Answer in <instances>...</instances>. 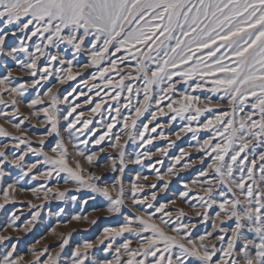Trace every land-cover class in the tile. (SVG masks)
Returning a JSON list of instances; mask_svg holds the SVG:
<instances>
[{
  "label": "snow or ice",
  "instance_id": "obj_1",
  "mask_svg": "<svg viewBox=\"0 0 264 264\" xmlns=\"http://www.w3.org/2000/svg\"><path fill=\"white\" fill-rule=\"evenodd\" d=\"M0 23L17 26L21 30L30 29L31 26V36H39L46 41L44 47L67 44L76 54L83 51L85 41H89L88 55L91 64L98 68L104 87L111 88L115 93L113 100L118 101L127 94L128 103L122 107L129 108L131 115V119L123 116L118 121L116 117L120 116V107L109 109L110 113L115 111L116 116L112 117V122L106 125L107 131L94 141L95 144H101L116 123H122V131H127L129 140L140 139L144 143H151L155 137L145 139V133L156 131L155 127L149 129L148 124L157 119V112L162 116L172 113V120L178 116L187 120L188 124L181 131L211 132L199 144V149L211 159L207 169L200 172V176L205 177L202 184L207 185L201 201L208 208L213 205L219 208L216 219L220 224L232 222L228 229L220 228L223 235L215 237L220 242V247L205 242L212 238L211 232L199 236L198 240L192 239L187 231L183 237L169 235L160 224L155 223L154 213H150L147 216L128 217L118 229H104L112 237L135 232L142 243L138 248H132V241L125 240L115 249L114 259L105 260L103 264H146L149 257L153 258L151 264H173V248H178L180 252L176 257V264H185L189 257L196 258L198 264H264V0H0ZM7 35V32L0 34V54H4L3 46ZM21 43L22 50L27 52V47ZM35 49V53L30 54L31 63L24 67L31 69L33 76L39 71L40 80H47L52 75L51 64L59 61L63 65L64 60L59 55H47L49 63L38 69L37 61L46 53L40 44ZM19 50L13 48L6 54L14 59L13 53ZM121 52L124 55H116ZM105 61L107 66L101 67ZM67 63L69 67L66 70L61 68L65 74L59 77L60 83L73 80L79 75L72 73V62ZM109 73H116L119 79H112ZM11 78L10 70L7 75L0 76V97L4 93L9 94L12 96L11 104L15 106V96L22 95L27 88L25 85L12 86ZM92 78L95 80L97 73H93ZM40 80L34 81L33 86ZM132 81H143V84L134 88ZM181 83L188 84L189 88L183 92L178 91L177 86ZM92 87L98 86L93 84ZM154 87L159 88L158 94H154ZM205 89L222 94L219 96L221 100L227 98L229 110L214 111L219 106L212 104L211 96L201 103L200 96L192 95V92ZM45 94L52 101L51 111L47 107L41 109L51 125L47 135L58 136L56 105L59 101L51 88ZM133 98L136 101L134 105ZM67 100L68 97L65 96L64 101ZM165 100L169 102L161 106ZM5 103L0 98V104ZM42 103L43 100L38 95L30 102L29 107ZM153 105L157 112H152L151 120L143 125L142 130L135 132L137 120ZM101 107L102 104L97 103L92 111L98 112ZM246 108L249 109L247 112ZM75 111L76 107H72L68 116ZM205 113L211 115L200 122L199 118ZM35 114L39 115V112ZM0 115L4 113L0 112ZM81 116L83 113L68 124L69 131L76 128ZM193 122H196V127L192 126ZM90 123V119L85 120L83 129H88ZM13 127L19 129L21 125L14 124ZM76 131L81 132V129ZM11 135L0 126V136ZM176 135L179 138L180 134ZM13 138L28 144L27 151L37 152L31 147L26 135ZM113 140L111 147L120 149L119 170L122 174L126 166L123 149L127 141L121 144L120 134H116ZM39 143L43 146L45 139L41 138ZM87 143L84 140L73 145L77 149V155L85 156L80 145ZM258 147L261 148L258 158L253 156L249 159V153ZM181 152L187 155L183 150ZM51 153L52 155L39 153L44 156V163L51 166L47 176L51 177L53 172H66L72 180L107 198L110 212L120 211L124 204L122 184L114 197L112 192L115 191V185L109 188L107 185L100 186L91 182L100 180V176L93 174L85 180L79 161L76 162V168L69 164L68 145L63 139L51 148ZM25 155L27 152L9 160L5 151L0 149V178L4 176L3 165L6 162L22 167L21 161ZM142 155L150 157L151 153L137 154V163L141 162ZM85 158L91 164L96 159V154L92 153ZM175 160L178 163L180 157H175ZM111 161V168L116 170L117 159L111 158ZM35 167L36 164H32L23 175H27ZM169 172H172L171 168ZM217 185L227 190L218 193L219 200L213 195ZM8 189L14 190V185H8ZM8 189L3 193L5 202L10 198ZM142 190V186L135 182L131 185L133 203L147 202V197L143 200L136 199L137 193ZM59 195L62 198L64 193ZM181 195L186 196L187 193ZM155 198L156 193L153 192L152 199ZM3 206L0 204V208ZM147 206L153 207L150 202ZM165 208L166 205L161 204L156 212H163ZM180 212L183 215L182 209ZM164 215H168L169 220H164L162 216L161 223L169 224L170 214ZM134 223L139 227H133ZM213 227L217 228L218 225L214 222ZM187 228V225L181 224L173 231L179 234L181 229ZM225 236L228 237L226 241ZM6 239L8 237L0 235V241ZM100 242L103 244V240ZM67 243L68 240L65 239L61 248ZM160 245H163L162 251ZM92 247L90 242L84 243L83 250L76 247L71 264H86L87 250ZM111 248L112 245L109 244L105 250ZM14 251L13 245L12 251H8L0 259V264H20L23 257H13ZM121 252L127 255L126 260ZM138 256L143 258L137 259ZM36 264H39V255L36 256ZM44 264H59V253L55 258L50 256Z\"/></svg>",
  "mask_w": 264,
  "mask_h": 264
},
{
  "label": "rangeland",
  "instance_id": "obj_2",
  "mask_svg": "<svg viewBox=\"0 0 264 264\" xmlns=\"http://www.w3.org/2000/svg\"><path fill=\"white\" fill-rule=\"evenodd\" d=\"M4 32H7L8 35L5 37L3 46L4 54H0V76L7 75L10 70L12 86L25 85L27 90L22 95L15 96L17 100L15 106L11 104L12 96L9 94L4 93L0 97L6 101L5 104H0V112L4 113V115H0V126L12 134L7 137L0 136V149L5 151L9 160L25 152L27 155L21 161L22 167L14 166L8 162L3 165L4 176L0 178V204L4 206L0 208V235L8 237V239L0 241V259L8 251H12L14 245L13 257H23L20 264H36L37 255H39V264H44L50 256L55 258L57 253H59V264H71L72 253L76 247L79 246L83 250L84 243L90 242L93 247L87 250L88 261L86 264H103L105 260L114 259L115 249L125 240L132 241V248H138L142 243L135 232H126L122 236L112 237L106 234L104 229H118L128 217L147 216L150 213H154L155 223L160 224L169 235L183 237L187 231L192 239L198 240L199 236L211 232L212 238L205 242L217 244V247H220V242L215 237L223 235L220 228L228 229L232 222L220 224L216 219V212L219 211V208L216 205L208 208L201 201L207 185L202 184L205 177L200 176V172L207 169L211 159L199 149V144L211 135L210 131L201 130L198 133L181 131L188 124L187 120L179 116L172 120V113L162 116L153 105L137 120L134 130L135 132L142 130L143 125L151 120V113L157 112V119L148 124L149 129L155 127L156 131L145 133V139L155 137L151 143H144L140 139L129 140L127 131H122V123H116L101 144L97 145L94 141L107 131L106 125L112 122V117L116 116L115 111L110 113L109 109L120 107V116L116 117L118 121L122 120L123 116H129L131 119V115L129 108L122 107L128 103L127 94L125 93L118 101L113 100L112 97L115 93L111 88L104 87V81L98 75L99 70L91 64L88 55L89 41L86 40L83 45L84 50L76 54L67 44H60L59 47L51 45L44 47L46 41L39 36H31V26L30 29L21 30L17 26L0 23V34ZM30 36L31 39H29ZM21 42L27 47V52L22 50ZM37 44H40L46 53L45 56H40L37 61L38 69H42L49 63L47 55H59L64 60L63 65L59 61L51 64L52 75L47 80H40L39 71L33 76L31 69L24 67L31 63L30 54L35 53ZM13 48L20 49L13 53L14 59L6 54ZM116 55L122 56L124 53ZM68 61L72 62V73H79V75H76L73 80H65L64 83H60L59 77L65 74L61 68L66 70L69 67ZM103 66H107L106 61L101 65V67ZM93 73H97L95 80L92 78ZM109 76L114 80L119 79L116 73H109ZM36 80H40V82L33 86ZM132 83L134 88L141 87L143 81H132ZM93 84L98 87L93 88ZM177 87L178 91L183 92L189 88V85L181 83ZM49 88L52 89L59 101L56 105L58 136L47 135L51 125L41 111L45 107L51 111L52 101L45 94ZM153 91L154 94H158L159 88L154 87ZM38 95L43 103L29 107L30 102ZM192 95L200 96L201 103L206 102V98L211 96L212 104L219 106L214 111H228L230 108L227 98L219 99L222 94L211 93L205 89L192 92ZM65 96L68 97L67 102L64 101ZM86 101L90 102L86 103ZM135 102V98H133L132 104L134 105ZM168 102L165 100L161 106ZM97 103H101L102 107L98 112H93L92 109ZM72 107H76V111L68 116ZM164 110L168 111L166 107ZM248 110L246 108L245 112ZM37 112L39 115L35 114ZM81 113L83 116L76 123V128L69 131L68 124L76 120ZM209 115L211 113L201 116L200 122H203ZM89 119L91 123L88 129H83V122ZM14 124H20L21 127L17 129L13 127ZM192 126L196 127V122H193ZM76 129H81V132H77ZM177 133L180 134L179 138H177ZM22 134L30 139L31 147L37 150L36 153L27 151L28 144L20 143L13 138L22 136ZM116 134L121 135V144L127 141L123 149L126 166L122 174L119 170L121 167L118 156L120 149L111 147ZM41 138L45 139L43 146L39 143ZM61 139L68 145L69 164L76 168V162L79 161L82 168L81 174L85 180H88L93 174L100 176V180L91 182L100 186L107 185L109 188L115 185V191L112 192L114 197L122 184L124 204L119 212H110L108 210L110 202L107 198L72 180L68 173L53 172L51 177L46 175L51 166L44 163L45 158L39 153L46 152L52 155L51 148ZM84 140H87L88 143L80 145V149L85 153V156L82 157L76 154L77 149L73 145ZM4 145H7V148H4ZM161 149L166 151L161 152ZM181 150L187 155H183ZM259 151L261 148L258 147L249 153V159L253 156L258 158ZM92 153L96 154V159L89 164L85 157ZM142 153H151V156L142 155L141 162L137 163L136 156ZM175 157H180L178 163ZM111 158L117 159L116 170L111 168ZM257 163L259 165L258 159ZM32 164H36V167L32 168L27 175H23ZM185 164L189 166L184 167ZM170 168L172 169L171 173L169 172ZM137 174H139V179H137ZM134 182L142 186L143 189L137 193L136 199L143 200L147 197V202L133 203L131 185ZM10 184L14 185V190L8 189ZM5 189L9 191L8 202H5L3 196ZM34 189L36 191H33ZM221 191L226 192L227 190L219 185L215 186L213 195L217 200L220 199L218 193ZM61 192L64 193L62 198L59 195ZM153 192L156 193L155 200L152 199ZM185 192L187 195L182 196L181 193ZM206 199L207 197H205ZM148 202L153 207L149 208ZM161 204H165L166 208L163 212H156V208ZM181 209L183 215H181ZM164 213L170 214L169 224L161 223L162 216L164 220H169V216ZM75 217H79V219ZM214 222L218 225L217 228L213 227ZM181 224L187 225L188 228L181 229L179 234L173 231ZM133 227H139V225L134 223ZM144 235H150V233H144ZM65 239L68 240V243L61 248ZM227 239L228 237L225 236V241ZM102 240L103 244L100 242ZM185 242L187 241L185 240ZM109 244L112 245V248L106 251ZM160 248L162 251L163 245H160ZM45 249L47 251H44ZM179 254L178 248L172 249L173 264H176V257ZM121 256L125 260L127 259L125 253L121 252ZM142 258V256L137 257V259ZM152 259L149 257L146 264H151ZM213 259L215 260L216 257ZM185 264H198V261L194 257H189Z\"/></svg>",
  "mask_w": 264,
  "mask_h": 264
}]
</instances>
